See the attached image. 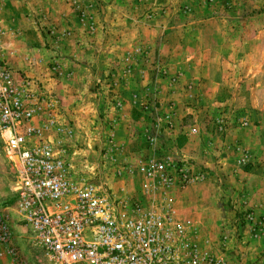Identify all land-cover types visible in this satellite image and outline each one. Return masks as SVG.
Segmentation results:
<instances>
[{
    "label": "rangeland",
    "instance_id": "rangeland-1",
    "mask_svg": "<svg viewBox=\"0 0 264 264\" xmlns=\"http://www.w3.org/2000/svg\"><path fill=\"white\" fill-rule=\"evenodd\" d=\"M1 18L0 51L38 56L27 66L58 49L99 61L93 97L67 111L47 79L17 70L57 99L70 133L48 140L78 177L155 210L168 203L219 264H264V0H4ZM56 67L47 62V76ZM2 138L0 212L14 180ZM164 158L193 179L143 194L139 169ZM8 221L0 264H47L30 229L10 211Z\"/></svg>",
    "mask_w": 264,
    "mask_h": 264
},
{
    "label": "built area",
    "instance_id": "built-area-1",
    "mask_svg": "<svg viewBox=\"0 0 264 264\" xmlns=\"http://www.w3.org/2000/svg\"><path fill=\"white\" fill-rule=\"evenodd\" d=\"M57 102L0 56V134L14 173L13 204L0 212V244L9 241L10 211L30 229L47 264H219L198 248L189 221L174 220L168 203L155 210L141 204V195L116 197L105 184L78 177L48 140L53 132L70 133L57 124ZM139 171L146 195L193 179L168 158Z\"/></svg>",
    "mask_w": 264,
    "mask_h": 264
},
{
    "label": "crops",
    "instance_id": "crops-1",
    "mask_svg": "<svg viewBox=\"0 0 264 264\" xmlns=\"http://www.w3.org/2000/svg\"><path fill=\"white\" fill-rule=\"evenodd\" d=\"M74 33L72 37L78 36L81 37L82 27L78 24L72 28ZM3 44V42H2ZM5 46V50L0 51V56L3 58L8 64L12 66L13 69L16 71H23L29 73L31 76L40 77L43 80H48L45 85L47 89L52 91L60 100V104L63 110H71L73 108H80V102L86 99V97H93L92 95V80L93 74L97 73V70H93L99 64L94 61L93 58H88L86 55L85 57L80 54V52L75 53L74 55H66L61 54V50L58 49L55 52V56L50 59V52H40L39 57L43 61H39L41 64L39 67L34 66L31 67L30 61L35 64V59L38 57H26L23 59L22 57H14L12 53H9L8 48H10L9 44H3ZM81 46L79 45L77 49H80ZM3 49V48H2ZM44 50V49H43ZM46 51V50H44ZM59 53V56H58ZM81 53H84L83 49ZM54 61L57 67L55 68L53 76H47L45 70V64L47 62ZM46 62V63H45ZM106 63V62H105ZM80 64H84L85 67H82ZM107 64V63H106ZM100 73V71L98 72ZM55 74V75H54ZM47 78H46V77ZM84 95V97H83ZM122 93L119 94V96ZM94 99V98H93ZM87 102H92L91 100H86ZM97 102V101H96ZM176 123V122H175ZM166 133V132H163ZM238 134H240L238 132ZM243 175L246 173L243 172Z\"/></svg>",
    "mask_w": 264,
    "mask_h": 264
}]
</instances>
